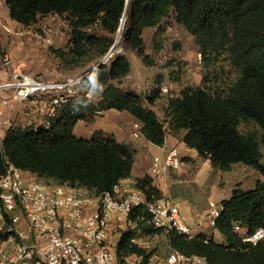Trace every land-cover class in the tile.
Here are the masks:
<instances>
[{
  "label": "trees",
  "instance_id": "16d2710c",
  "mask_svg": "<svg viewBox=\"0 0 264 264\" xmlns=\"http://www.w3.org/2000/svg\"><path fill=\"white\" fill-rule=\"evenodd\" d=\"M127 4L128 0H5L10 19L25 28L36 26L41 17L63 18L71 30L70 50L54 52L65 64L90 57L95 65L113 47ZM169 18L196 38L206 72L202 86L183 88L180 97L169 101L167 128L145 107L142 95L113 84L131 72L129 59L116 53L82 81L87 92H102L98 105L81 96L49 117L48 129L13 125L7 131L0 141V177L14 165L46 183L96 194L112 192L131 177L134 149L102 131L88 139L74 133L79 122H90L96 112L109 110L132 114L142 124V136L156 146L163 147L168 134L184 133L186 146L213 168L228 171L242 164L264 176V0H130L122 39L145 56V32L161 29ZM223 63L237 74L235 79L220 67ZM160 94L158 89L148 103L154 105ZM248 122L257 125L258 134L240 131ZM154 179L147 175L136 182L149 201L162 198ZM219 209L213 229L222 243L206 233L165 234L150 224L144 207L135 208L129 217L134 226L122 231L116 246L119 262L128 264L133 256L149 261L152 255L135 242L142 233L164 235L170 248L204 257L210 264H264V239L257 244L246 241L264 229V182L250 190L236 187ZM236 225L246 233L235 231ZM10 235L0 230L1 239Z\"/></svg>",
  "mask_w": 264,
  "mask_h": 264
},
{
  "label": "built area",
  "instance_id": "2783aa9c",
  "mask_svg": "<svg viewBox=\"0 0 264 264\" xmlns=\"http://www.w3.org/2000/svg\"><path fill=\"white\" fill-rule=\"evenodd\" d=\"M3 33L13 32L0 15V38ZM81 83L82 79L44 82L25 72H16L7 84L0 85V92H11L12 99L20 101L46 98L54 110L61 111L74 100ZM141 128L140 122L134 125L131 133L134 139L142 137ZM170 169L182 172L187 169L185 158L176 149L164 159H153L151 175L158 177ZM138 207L147 210L155 229L165 234L174 230L194 236L175 201L163 197L149 201L135 181L125 179L112 192L96 194L37 180L33 174L10 165L0 177V220H9L11 227L7 232L11 235L5 240L0 238V246L10 250L7 264H121L116 246L122 231L134 226L129 217ZM219 216L220 209L212 204L209 220L213 227ZM234 229L246 233L240 225ZM0 230L3 232L2 227ZM263 239L264 229H259L248 235L246 241L257 244ZM141 264L210 263L204 257L171 249L167 257L151 258Z\"/></svg>",
  "mask_w": 264,
  "mask_h": 264
},
{
  "label": "rangeland",
  "instance_id": "374dc122",
  "mask_svg": "<svg viewBox=\"0 0 264 264\" xmlns=\"http://www.w3.org/2000/svg\"><path fill=\"white\" fill-rule=\"evenodd\" d=\"M0 4L1 7H5L4 0H0ZM4 23L6 22L4 21ZM8 25L11 27L13 33H3L2 36L8 35L14 38L19 36L17 33H22V36L26 35V28L18 29L11 26L10 23ZM29 30L36 35L29 46H26L27 53L33 52V54L30 53L34 57L29 59V65L36 67L34 69L36 72L35 74H31L30 72L25 73L35 78L44 82L65 83L78 79H82L83 81L84 77L100 63L97 65L92 64L90 57L83 60L71 59V64L67 63L66 65L64 61H61L54 51L58 50L69 53L71 30L64 19L59 16L41 17L38 24ZM113 39L114 45L116 43L118 45L111 57L116 53L124 55L132 64L129 76L122 80L114 81L113 84L120 89L134 91L142 95L145 107L149 109L154 108L156 114L158 113L159 119L167 128L166 109L169 101L180 97L183 88L203 85L206 71L203 68L196 38L183 27L178 26L174 19L169 18L165 20L161 29H150L145 32V56H141L137 50L124 42L122 34L120 36V32ZM44 40H48L51 43ZM4 55L5 59H10L8 50ZM220 67L226 70L230 79L237 77V74L227 63H223ZM81 84L78 86V94L74 99L85 96L89 101L98 105L101 99L100 101L99 99H94H97L102 92H87L85 89H82ZM158 89H160L161 94L155 104L150 105L148 100ZM59 112L54 110V114L50 117L58 115ZM103 113V111L96 112V116H100ZM96 116L90 122L85 123H93ZM25 118L16 117L15 122L18 126L28 127L29 122ZM47 125L49 128V124L46 122L44 126L47 128ZM133 130L134 125L132 127ZM240 131L246 135L258 134L259 128L255 123L248 122L240 126ZM104 133L115 137L111 133ZM181 137H184V135ZM156 151L154 155H158L161 158V150L157 149ZM262 153V163L264 164V148H262ZM154 158L152 157V160ZM185 161L187 163L185 172L172 169L166 171L170 182L168 180L167 186H162L164 189L162 197L172 199L179 205L181 212L187 217L186 224L194 235L206 233L209 236H214L217 243H222L223 240L220 234L214 232L209 220L211 205L214 204L219 208L221 201L229 198L236 187L239 186L244 190L253 189L258 181L264 182V176L254 168L242 164L234 165L228 171H221L213 168L210 161L208 163L207 160L200 159L199 157L194 161L186 157ZM0 227L6 233L11 224L7 219H5V222L0 220ZM135 242L148 254H151V258H165L172 249L169 247L164 235L148 236L138 233ZM9 255L10 250L8 251L6 248L0 246V263L5 262L7 264ZM142 261L143 258L133 256L128 261V264H141Z\"/></svg>",
  "mask_w": 264,
  "mask_h": 264
},
{
  "label": "crops",
  "instance_id": "0c3cea01",
  "mask_svg": "<svg viewBox=\"0 0 264 264\" xmlns=\"http://www.w3.org/2000/svg\"><path fill=\"white\" fill-rule=\"evenodd\" d=\"M0 15L1 17L4 18L3 20L8 24L10 23L11 26L16 27L18 29L25 28L19 26L17 23H15L10 19L9 10L6 7V5L3 8L1 7L0 4ZM29 29H32V27L26 28L25 36H16L13 38L8 35H3L0 38V85L7 84L10 81L11 75L16 72H30L31 74H35L36 70L34 69H36V67L29 65V59L34 57L30 55V53L33 54V52L31 51L30 53H27L28 51L26 49L27 48L26 46H29L30 42L34 40L36 35L31 33L30 32L31 30ZM44 41L49 42L48 40H44ZM7 50L10 53L11 60L8 58L5 59L4 54ZM24 61L25 63H23ZM131 68H132V64H131ZM98 99L99 101L100 99H102L101 95L97 99L95 98L94 100H98ZM5 101L9 103L6 104ZM152 109L156 113V110L154 108ZM53 114H54V110L50 105L48 99L46 98L40 100H30L26 102V101L12 99L11 92L1 91L0 92V141L4 139L7 131L13 125H18L15 122L16 117L19 118L26 117L25 118L26 121L29 122L27 126L28 127L33 126L36 129H38L40 126L42 125L44 126L45 123L47 122V119ZM137 121L138 120L128 112L109 110L104 112L100 116H96L94 122L91 124L85 122H79L74 130V133L78 137L88 139L91 138L96 131H104L115 135L116 139L120 143L129 145L131 148H133L135 152L134 166L132 169L131 177L128 179L132 181H137L138 179H142L147 175L151 176V166L153 163L152 157H160L158 155L156 156L154 155L157 152L156 151L157 149L161 150L162 152L161 159L162 157L165 158L167 154L174 149H176L184 158L188 157L190 158V160L193 161L199 157L198 153L195 150L189 149L186 146V144L183 141V137H181L184 135L182 133L178 135L168 134L166 144L163 147H159L152 144L145 137L142 138L140 137L139 139H133L131 137V131L133 125H135ZM207 162L209 163L208 160ZM158 177H154L155 185L161 190V192H163L164 190L163 187L164 185L167 186L166 183L168 182L169 178L166 173Z\"/></svg>",
  "mask_w": 264,
  "mask_h": 264
},
{
  "label": "water",
  "instance_id": "95a60500",
  "mask_svg": "<svg viewBox=\"0 0 264 264\" xmlns=\"http://www.w3.org/2000/svg\"><path fill=\"white\" fill-rule=\"evenodd\" d=\"M129 1L128 0V4H127V9H126V12L123 16V19H122V22H121V26H120V29H119V32H120V36L122 34V31L125 27V22H126V18H127V11H128V7H129ZM118 43H116L113 48L110 50V52L108 53V55L105 57L104 60H102L92 71H90L84 78L88 77L90 74H92L95 70H97L98 68H100L103 64L106 63V60L111 57V55L114 53L116 47H117Z\"/></svg>",
  "mask_w": 264,
  "mask_h": 264
}]
</instances>
